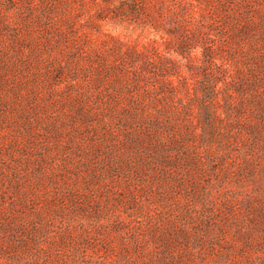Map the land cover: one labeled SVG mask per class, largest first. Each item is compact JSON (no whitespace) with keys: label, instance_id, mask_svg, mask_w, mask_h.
I'll return each instance as SVG.
<instances>
[{"label":"rangeland","instance_id":"rangeland-1","mask_svg":"<svg viewBox=\"0 0 264 264\" xmlns=\"http://www.w3.org/2000/svg\"><path fill=\"white\" fill-rule=\"evenodd\" d=\"M123 1L0 0V264H264V0Z\"/></svg>","mask_w":264,"mask_h":264},{"label":"trees","instance_id":"trees-1","mask_svg":"<svg viewBox=\"0 0 264 264\" xmlns=\"http://www.w3.org/2000/svg\"><path fill=\"white\" fill-rule=\"evenodd\" d=\"M104 4H102V2H98L96 0H92V2L96 5V12L100 11L99 13L102 12V8L104 7V5H109L110 4V0H101ZM129 1V2H128ZM124 0L123 5L122 6H117V10H114L116 13H120L121 12H125V14L130 15V13H135V14H140V16L144 14V11H146V4H148L150 2V0ZM129 12V13H128ZM98 16V15H97ZM136 17V15H131ZM144 21L146 22L147 25H149L148 27L150 28H156V30H158L157 28H159V24L164 22L163 18H156L152 13L151 14H144L143 17ZM179 21L182 20L185 21L184 19H178ZM160 33H157L159 35V37L163 40H165L164 38V34L166 35L167 32L164 31H159ZM170 34V32H169ZM194 36V34H193ZM180 40L177 42V46L176 49L178 52L182 53L186 51V46L190 44V41H188V39H183L182 36H179ZM193 41V38L191 36L190 38ZM165 43V42H164ZM146 56L145 51H138L135 50L134 52H131L129 50L118 53L116 56H114V60L112 63L108 64L106 66V68H108L107 70H109V73H112L113 76H115V81L113 83V88L115 92H119L120 89H127V88H131L132 84H141L145 81V77L143 73H140L141 71H144L147 69L148 64H146L145 61H147V57H145L142 60L141 64L136 65V61H138L141 57ZM116 57V58H115ZM131 64V65H130ZM130 67H132V69H134V72L131 71V69H129ZM121 73V74H120ZM118 74L124 76V77H128L133 75V79H131V81H129L126 78H121L118 76ZM214 82L217 83V80L213 77H211L210 83L212 86H214ZM222 83L224 85H230L229 81H222ZM165 83H162V85ZM128 90V89H127ZM122 91V90H121ZM149 91V89H148ZM146 91V92H148ZM162 93L164 97L169 98V90H164L162 88ZM220 91V88L216 85L210 89V91L208 92L209 95H213L216 96V93ZM232 90H230L229 88L226 90L227 94L230 96V92ZM231 107H233L232 105H230ZM232 112V110H231ZM150 123V127H152V131L151 133H148V141H150V144L152 145H164V140L162 141L161 137H162V130H166V131H170L173 132L175 131L172 126H168L170 125V122H157L154 120L149 121ZM164 139V138H163ZM168 139V138H166ZM179 139L183 140L184 137H179ZM174 141H176L175 139H173L172 141H170L169 139L166 140V143L169 145L170 143H175ZM112 152L113 150H111V148H107L106 153L108 152ZM67 178L63 177V175L61 177H59V180H66ZM71 186L74 185L70 184ZM76 183H75V187H76ZM78 186V185H77ZM59 190V189H58ZM70 191V190H69ZM77 192V190L71 191L69 194L72 195H77L75 194ZM55 194V193H54ZM57 194V193H56ZM76 198V196H75ZM166 226H170L169 223L165 224ZM62 246V244H61Z\"/></svg>","mask_w":264,"mask_h":264}]
</instances>
